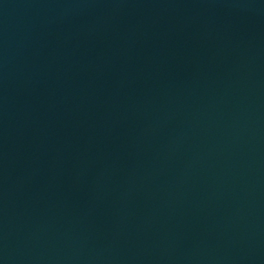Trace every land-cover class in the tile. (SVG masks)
Segmentation results:
<instances>
[{"label":"water","instance_id":"obj_1","mask_svg":"<svg viewBox=\"0 0 264 264\" xmlns=\"http://www.w3.org/2000/svg\"><path fill=\"white\" fill-rule=\"evenodd\" d=\"M0 264H264V0H0Z\"/></svg>","mask_w":264,"mask_h":264}]
</instances>
